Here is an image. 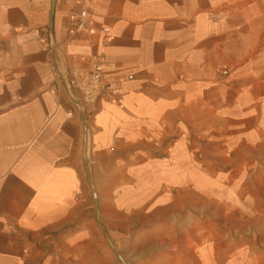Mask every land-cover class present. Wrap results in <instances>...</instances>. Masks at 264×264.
I'll use <instances>...</instances> for the list:
<instances>
[{"label":"crops","instance_id":"0c3cea01","mask_svg":"<svg viewBox=\"0 0 264 264\" xmlns=\"http://www.w3.org/2000/svg\"><path fill=\"white\" fill-rule=\"evenodd\" d=\"M79 8L105 47L67 38ZM94 52L133 80L75 107L72 56ZM192 195L264 212V0H0V264H132L134 230Z\"/></svg>","mask_w":264,"mask_h":264},{"label":"rangeland","instance_id":"374dc122","mask_svg":"<svg viewBox=\"0 0 264 264\" xmlns=\"http://www.w3.org/2000/svg\"><path fill=\"white\" fill-rule=\"evenodd\" d=\"M91 192L86 196L87 204L93 203ZM225 208L220 204L215 206L205 196L192 195L191 205L187 203L180 213L166 217L172 220L170 223L143 232L148 234L145 243H137L135 236L140 233L134 230L136 235L133 233L134 237L122 249L133 256L132 264H140L136 258L140 260L146 251L148 264H222L226 257L250 246L256 249L252 262H264V227L259 226L264 223V212H235ZM101 232L104 234L106 230L101 228ZM109 246L106 244V248ZM114 251L121 255L120 248ZM118 263L127 264L124 259Z\"/></svg>","mask_w":264,"mask_h":264},{"label":"built area","instance_id":"2783aa9c","mask_svg":"<svg viewBox=\"0 0 264 264\" xmlns=\"http://www.w3.org/2000/svg\"><path fill=\"white\" fill-rule=\"evenodd\" d=\"M69 40L86 37L90 45L99 49L111 41L109 27L98 26L92 12L86 8L74 9L69 13L66 29ZM73 64L66 74L67 95L71 105L91 108L103 97L113 98L124 83L131 82L133 75L121 74L114 79L117 67L102 53L94 52L90 57L72 56ZM73 116V111L68 112Z\"/></svg>","mask_w":264,"mask_h":264}]
</instances>
